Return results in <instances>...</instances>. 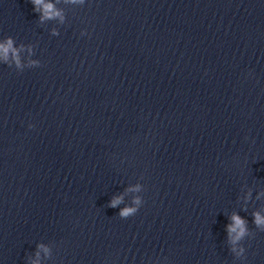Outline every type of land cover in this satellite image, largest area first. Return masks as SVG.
Segmentation results:
<instances>
[{"label": "water", "instance_id": "water-1", "mask_svg": "<svg viewBox=\"0 0 264 264\" xmlns=\"http://www.w3.org/2000/svg\"><path fill=\"white\" fill-rule=\"evenodd\" d=\"M57 6L64 24H38L28 0H0V37L39 61L0 64V264L36 243L40 264H264V0ZM137 182L121 219L107 201ZM232 212L253 233L243 261Z\"/></svg>", "mask_w": 264, "mask_h": 264}, {"label": "clouds", "instance_id": "clouds-1", "mask_svg": "<svg viewBox=\"0 0 264 264\" xmlns=\"http://www.w3.org/2000/svg\"><path fill=\"white\" fill-rule=\"evenodd\" d=\"M32 6V11L36 13V20L38 24H44L46 21H56L57 24H64L65 16L63 10L57 6L59 0H28ZM66 4L82 6L86 0H64ZM51 36H57L58 31L56 27L49 29ZM81 36L86 33L83 29L80 31ZM26 53V54H25ZM25 54V55H22ZM33 57V45L15 44L12 37H0V64H4L10 68L15 69L16 72H21L26 68L39 66V61ZM33 125L27 124V128L31 129ZM143 185L140 182L128 184L123 192L112 195L107 201V207L118 209L116 215L125 219L133 216L143 204L141 193ZM126 194H131L127 203L124 202ZM251 195V188L243 186V201L247 202ZM264 197V190L257 191L255 199L259 200ZM251 223L255 230L264 232V206L253 209L250 213ZM225 243L228 252L232 255L234 260L243 261L245 255V246L242 243L244 239L251 238L253 233L248 228V221L232 212L227 217V223L224 225ZM51 249L47 244L36 243L35 251L31 256L25 257V264H40L41 255L44 258L49 257Z\"/></svg>", "mask_w": 264, "mask_h": 264}]
</instances>
